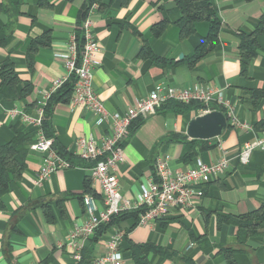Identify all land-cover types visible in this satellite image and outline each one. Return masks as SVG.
Instances as JSON below:
<instances>
[{
	"label": "crops",
	"instance_id": "0c3cea01",
	"mask_svg": "<svg viewBox=\"0 0 264 264\" xmlns=\"http://www.w3.org/2000/svg\"><path fill=\"white\" fill-rule=\"evenodd\" d=\"M88 1L0 0V63L9 58L18 77L30 83L23 98L0 99V138L12 137L11 127L17 120L27 125L13 109L35 116L43 91L64 74V59L57 55L65 52ZM213 1L221 18L218 42L192 68L186 57L207 34L208 23L196 22L195 33L181 38L172 0H97L96 6H90V29L100 46L91 84L107 111L122 113L157 84L184 87L210 82L222 90L240 123H230L217 138L195 143V152L187 160L182 156L186 142L193 138L186 130L199 108L164 107L127 135L116 176L119 193L129 199L148 187L155 159L161 154L169 155V165L175 170L198 160L211 164L221 155L228 157L229 168L204 185L202 197L192 207L174 210L152 225H133L130 218L121 221L119 249L124 264H134L130 243L145 242L159 248L149 253L150 264H226L221 246L234 249L236 264H264V221L257 235L240 244L237 226L224 220L257 209L264 199V173L259 172L264 171V150H253L245 164L237 156L245 141L264 132V125L259 124L264 122V98L256 105L247 99L249 90L264 91V33L258 35V52L246 62L244 73L238 53L239 34L254 30L264 13V0ZM163 16L169 23L156 35L152 26ZM45 33L49 45L29 54L31 41ZM69 101L54 106L50 121L56 142L72 166L53 171L37 183L41 154L28 150L21 180L1 197L0 264H71L74 259L66 243L74 227L85 220L83 195L97 197V204H102L97 184H91L92 193L85 191L91 163L78 156L75 141L107 134L110 122L95 125L91 111L72 107ZM114 230L109 228L94 242L93 235L79 239L81 253L91 257V264L107 249L106 241Z\"/></svg>",
	"mask_w": 264,
	"mask_h": 264
},
{
	"label": "built area",
	"instance_id": "2783aa9c",
	"mask_svg": "<svg viewBox=\"0 0 264 264\" xmlns=\"http://www.w3.org/2000/svg\"><path fill=\"white\" fill-rule=\"evenodd\" d=\"M94 6H96L95 3L92 7ZM89 13L90 10L81 25L83 46L80 54H77L76 37L72 32L65 52L57 55L64 59V74L43 91L42 98L35 109V116L23 113L17 108L13 109L14 115H19L22 121L35 130V140L29 144V149L41 154L37 183L53 171L72 166L53 149V138L46 137L41 128L43 106L46 100L71 74L76 75V81L69 104L72 107L84 106L91 111L95 125H100L104 121L110 122L107 134L99 138L81 136L75 141L76 147L80 150L78 156L91 163L90 184L98 185L102 204L98 205L97 198L90 194L83 195L85 220L80 226L74 227L66 243L74 259L71 264H79L81 260L82 246L79 239L91 236L97 226L108 221L112 215L142 207L143 211L139 215L138 224L152 225L174 210L192 207L196 199L202 197L204 185L225 173L229 168L228 157L221 155L211 164L198 160L186 169L175 170L169 165V155L161 154L155 159L154 176L149 180L148 187L143 188L134 199L122 196L118 191L116 170L122 158L123 142L128 135L129 125L134 119L146 118L167 101L185 104L196 102L202 104L199 114L206 113L215 107H222L226 111L227 121L240 125L233 106L223 97L222 90L210 82L184 87L157 84L146 97L126 108L122 113L107 111L91 84L93 68L98 64L95 53L100 51V46L90 29ZM255 149L264 150V132L260 137L245 141L241 145L237 155L240 163H247ZM122 238L123 230L115 228L106 241L107 249L95 257L92 264H124L119 249Z\"/></svg>",
	"mask_w": 264,
	"mask_h": 264
},
{
	"label": "trees",
	"instance_id": "16d2710c",
	"mask_svg": "<svg viewBox=\"0 0 264 264\" xmlns=\"http://www.w3.org/2000/svg\"><path fill=\"white\" fill-rule=\"evenodd\" d=\"M97 0H89L87 6L81 13V17L78 22V29L74 31L76 37V48L77 54H80L83 46V36L81 25L86 17L90 6ZM167 2L168 0H158ZM174 2V10L178 13V18L174 23L179 28L181 38H185L195 33V23L198 21H206L208 23V31L203 36L199 44L195 47L191 55L186 57V62L189 67H193L194 64L205 56L209 55L215 45L218 42V34L221 28V18L218 14V10L213 0H172ZM1 4V3H0ZM160 6V5H159ZM162 9V7H161ZM169 23L168 19L163 18L152 26V30L156 35L163 32L166 25ZM264 33V13L259 19L254 30L250 33H240L238 43V53L242 59L241 72L246 71V62L254 57L257 52L259 45L257 43L258 35ZM49 36L47 33L41 37L33 39L28 47V53L34 54L40 46L49 45ZM150 53V52H149ZM152 58H154L152 56ZM79 61V57H77ZM76 81V75L71 74L70 77L64 81L57 89H55L46 100L43 106V117L41 121V128L46 137L53 138V149L63 158L68 160L71 164L69 155L60 147L55 139L54 131L50 121L53 108L57 103H67L72 96L73 85ZM30 91V83L21 80L15 69L13 62L6 58L0 63V99L16 100L26 96ZM247 99L253 105L258 104L261 98H264V91L259 89L249 90L247 93ZM32 106V105H30ZM164 107H172L177 111L185 108H200L202 104L196 102L190 103H178L175 101H167L157 109L160 110ZM220 110L226 116V111L222 107H215ZM145 118L138 117L134 119L129 125L128 134L132 133L136 127ZM259 124L264 125L261 121ZM230 126V122L227 121V127ZM12 137L9 140L0 138V206H2L1 197L9 192L13 185L19 183L22 177V173L25 170V160L28 154L29 144L35 140V130L33 127L27 126L17 120L11 127ZM207 140L191 139L187 143V147L184 150L182 159H190L193 153V146L195 143L203 144ZM260 173H264L261 169ZM85 191L92 193L93 188L90 184V179H85ZM94 194V193H93ZM97 198V197H96ZM143 211L142 207L135 210L121 211L115 215H112L106 222L100 223L92 234V241H96L99 236L105 233L109 228L115 227L120 228V222L130 218L133 225L138 224L140 213ZM228 223H232L237 226V238L240 244H243L249 237L257 235L260 232L261 223L264 221V199L260 206L248 213L239 215H229L224 219ZM160 221V220H159ZM130 253L134 264H150L149 253L151 251H159V248L149 242L141 244H131L129 246ZM220 250L223 252L226 260V264H236L233 259L234 249L231 247L221 246ZM79 264H91V257L85 254L84 251L81 253V260ZM188 264H194L192 261H188Z\"/></svg>",
	"mask_w": 264,
	"mask_h": 264
},
{
	"label": "water",
	"instance_id": "95a60500",
	"mask_svg": "<svg viewBox=\"0 0 264 264\" xmlns=\"http://www.w3.org/2000/svg\"><path fill=\"white\" fill-rule=\"evenodd\" d=\"M226 127L227 119L223 112L212 109L193 117L188 123L186 134L193 139H214L220 136Z\"/></svg>",
	"mask_w": 264,
	"mask_h": 264
}]
</instances>
